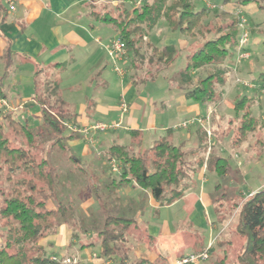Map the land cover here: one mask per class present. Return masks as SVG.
Wrapping results in <instances>:
<instances>
[{
  "label": "trees",
  "instance_id": "obj_1",
  "mask_svg": "<svg viewBox=\"0 0 264 264\" xmlns=\"http://www.w3.org/2000/svg\"><path fill=\"white\" fill-rule=\"evenodd\" d=\"M137 1H124L132 3L133 6L130 8L124 6L120 19L110 15L103 17V20L115 25L128 50L135 56L144 58L145 55L142 53L144 37L161 19H165L171 28L180 30L187 37H195L204 32L203 30L206 33L210 30L205 29V19L210 14L207 5L201 10H196L192 0H143L140 5H137ZM229 2L230 0H224L223 5ZM249 4H255L258 9L264 10V0H235L233 3L236 9L244 13L248 22L249 16L240 8ZM2 7L0 0V10ZM216 15L221 14L217 11ZM219 28L221 29L216 31V36L206 40L200 48L190 54L186 67L179 72L186 98L203 104L217 102L221 97L222 92L219 88L222 89L226 81L225 70L220 66L226 62L230 52L238 50L239 47L240 27L236 14L232 20L220 25ZM146 46L151 50V55L147 59L152 65L169 66L178 56L174 45L157 47L146 42ZM11 52L10 48L6 51V69L13 63ZM205 68L214 70L210 69L205 77L193 82V72ZM255 82L260 88L264 87V73L259 74ZM57 90V84L49 85L36 94V101L42 109V123L37 128H32L27 121L14 116L13 110H0V171L7 169L8 180L19 171L24 174V177L14 181L10 190L7 192L0 190L2 196L0 220L6 228L5 243L0 247V264H63L44 254L45 248L40 244L44 238L55 232L63 220L75 212L70 204L64 202L48 207L49 201L58 195V191L60 192L61 173L58 164L61 158L68 157L74 162L80 160L68 144L77 133L68 128L72 118L65 111L60 98L56 97ZM48 92L49 97L46 96ZM0 96H6L1 89ZM51 96L56 97V102L51 100ZM253 104L254 99L247 96L235 101L236 115L242 114L236 129V143L244 142L249 134L260 128V119L252 111ZM18 139L21 140V144L14 146L13 142ZM47 140H51V145L44 150L43 143ZM54 150L61 154L57 162L51 158ZM45 151L46 156L43 154ZM186 156V150L181 145L174 144L169 135L156 140L144 153L123 144H114L108 150V158L116 160L120 166V178L116 183L122 185L134 182L137 186L148 189L160 205L172 204L183 196L185 188L182 184L189 170ZM199 162L204 164L203 156ZM213 166V170L224 177L229 162L226 158L217 157ZM93 188L100 208L106 207L107 197H102L104 195L101 193L102 186L94 182ZM235 207L239 214L237 232L244 236L246 241L233 264H262L264 186L237 203ZM133 224L136 226L134 219L109 210L103 221V228L97 232L101 243L99 256L109 258L119 253L121 247L118 244L125 241L127 228ZM26 243L32 247V249L30 247L32 252L30 249L14 250ZM121 261L122 264H126L125 257H122ZM148 262L146 259H139L135 264H149Z\"/></svg>",
  "mask_w": 264,
  "mask_h": 264
},
{
  "label": "rangeland",
  "instance_id": "obj_2",
  "mask_svg": "<svg viewBox=\"0 0 264 264\" xmlns=\"http://www.w3.org/2000/svg\"><path fill=\"white\" fill-rule=\"evenodd\" d=\"M124 1L125 0H103L101 3L94 6L93 13L94 15L101 16L102 18L108 17L109 15L112 17H119L124 6L129 8L133 6L132 3ZM192 1L196 10H201L206 5L210 9V14L205 19V29L210 30L207 31V33L203 30L204 32L195 36V38L199 41L194 48V50H196L200 48L206 40L216 36V31L221 29L219 26L232 20L239 9H236L233 6L235 0H230L228 4L224 5V0ZM3 4L4 6H7L4 0ZM240 9L245 11L249 16L247 28L250 32V37L246 47L249 46L250 48L251 46L253 51L250 49V52L252 55L250 58L239 60L237 49L230 52L225 63L230 62L229 66L234 69V72L232 76L229 75L227 77L226 82L222 86L224 102L223 105L212 115V124H195L193 127H199L200 130L197 133L194 132L191 138H188L187 130L185 128L172 131L173 136L180 135L182 140L175 142L170 137L175 144H180L187 152L186 161L188 163L189 170L184 184H182V187L185 188L184 196L170 206L161 207L158 205L157 208L155 206L156 202L152 200V198H148L151 197V195L146 196V193L142 195L137 205L145 214L144 218H142L144 222L138 223L136 226L133 224L131 227L127 228L128 233L125 239L126 243L123 244L124 241H122L118 244V246L121 247V251L119 253L114 254L109 258L100 257L99 250L101 243H99L100 241L98 240L97 232L103 228V221L108 215V211L112 210L115 213H122L123 210H125L122 208L128 206L129 204L128 200L121 196V189L117 187V185L106 186L101 182V184L99 183L102 185L101 193H104L102 197H107L105 201L108 204L106 207L101 209L94 196L96 206L93 205L91 208L86 209L87 206L84 207L83 202L86 198L92 195L91 189L93 183H91V181H86V178L83 175L92 172L93 168H86L85 164L81 162L82 159L74 162V160L70 161L68 157L61 158L60 164H58V168L61 173L59 183L60 192L58 191V195L53 200L49 201L48 207H54L59 202H64L66 204H70L75 212L73 215H70L68 219L61 222V224H65L63 226L64 228L59 227L58 225L54 233L48 235L47 238L40 242L41 245L43 243L42 246L45 248L44 254L49 255L51 258L52 256L74 258L77 260L78 264H93V262L102 263V260L104 262L112 260L110 264H120L122 257H124L125 254H133L134 248L138 245H142L144 247V256L149 255V253L151 254L152 246L156 248L158 247V238L156 235L154 239L148 237V233L150 232L147 222H149L154 224L157 229L161 230V228L167 227L171 232L176 231L177 233H180L179 236H182V241L186 245L183 249L184 252L188 250L199 251L209 247L208 259L199 260L198 264H218L221 261H223L224 264H233L235 262L234 260L237 254L243 250L246 241V238L237 232L239 214L235 205L240 203L247 196L246 193L248 191L246 188L247 185L244 184L242 181L243 178H241L239 174H241V172H247L248 169L251 170L250 166L255 163L258 167H260V170L257 171L259 175H257L256 178H252V186L255 187L257 182L264 180V144H254L257 137L262 135L261 133H258L257 135H250L248 141L241 144L236 143V129L241 120L234 111L236 98L252 93V91L246 87L247 84H245L250 83V81L245 79L257 77L260 72L264 71V61H257V58H261L264 52V32H262L263 34L259 32L261 28L257 27L259 24H264V10L258 9L255 4L242 6ZM217 11L219 14H223L222 17L216 15ZM160 21L162 22L158 25L159 27L150 35L154 42L161 40L166 41L168 38L176 39L182 37L183 39H187V36L181 33L180 30L171 29L169 26H167L169 29H165L164 26L163 31L160 32L159 29L162 25H167L165 20ZM223 22L224 24H222ZM113 28L116 30L114 24L108 23L109 38L115 34ZM241 31L242 29L240 28V35ZM196 39H194V41ZM189 52V50L188 52L187 50L181 51L178 60H176L168 72L162 73L160 71L161 68L165 67L164 65L149 64L147 58L151 55V50L146 46L145 41L142 48V53L145 55L144 58L138 55L134 57L132 72L134 80L139 82L142 79L148 78L147 81H149L148 83L140 86L141 93L138 95H140L141 98H145V101L148 104L151 103V101L152 103H158L157 107L159 110L155 113L154 118L155 125L158 129L156 132L151 133L153 136L151 138H154V140L165 136V134L167 135V133L162 130V127L164 128L170 125L179 116L182 117L186 115V112L182 109L180 101H178L179 99L175 93L185 91V88L179 79V72L181 69L186 67L190 56H188ZM17 58L19 57L16 56L15 60H17ZM127 60L128 58L118 62V68L124 70ZM110 61L111 65L108 68L109 78L112 85L110 90L117 91L119 93L121 91V78L117 75L116 71H114L115 65L112 59H110ZM16 62L18 68L21 69V63L19 60ZM31 65L35 66L34 63ZM4 66L3 56H1L0 53V77L5 72ZM236 66L239 67L238 70ZM253 66L254 68L252 70ZM220 68H223V65L220 66ZM210 69L205 68L197 70L198 73L196 75L192 74L193 82H197L198 79L205 77ZM211 70H214V68ZM158 72L160 73L157 78L154 79L151 77ZM165 77L167 78L165 79ZM167 85L169 88H167ZM41 89H43V87H41ZM219 90H221V88H219ZM132 95L133 89L129 87L126 89V96L129 98ZM162 99H166V105L164 106L161 103L159 104ZM54 101L56 102V100H53V102ZM211 103L216 104V102ZM205 105L206 106H204V104L202 105L203 110L207 108V104ZM262 106L264 109V102ZM139 112L140 111L138 109H135V116L138 117ZM143 122L144 121H142V124L144 125ZM41 123L42 119H39L38 125L35 128L40 126ZM207 129H210L211 131L213 130L216 136L214 141L207 137ZM20 144V139L13 142L14 146ZM87 144L91 145L92 143ZM152 144L153 142L150 140L145 143L146 149L142 152L144 153L150 146H152ZM50 145L51 140H47L43 143L44 150L50 148ZM100 146L101 145H97L95 147L98 148ZM203 149L204 151L205 149L207 151L212 149V156L209 160L206 181H203L200 176L202 174L204 164L202 165L199 160L202 156L205 160L206 154L202 151ZM222 149H225V151ZM236 152L238 154L237 156L235 155ZM43 154L46 156V151L43 152ZM78 156L77 158H79ZM60 157L61 154H58L56 150H54L53 155H51L52 160L57 162ZM217 157L226 158L228 160L230 164L228 171H230L233 175L232 177L234 178V181H231L230 178L225 176L221 177L215 170H213V162ZM239 161H243L244 165L237 166ZM22 177H24V174L19 171L12 175V179L8 180L7 169L4 168L3 171H0V190L7 192L12 188L14 181ZM101 181H103V179H101ZM146 190V192L151 194L148 189ZM204 195L207 202L208 198L210 199L206 208L203 207ZM1 199L2 196L0 193V201ZM2 224L3 221L0 220V247L5 243L6 237V228ZM65 226L68 231L65 229ZM92 232L94 233L93 235ZM166 233L167 232H165L164 229L162 235ZM56 234L60 235L61 244H59V246L54 241V236ZM84 241L87 243L92 242L94 245L91 246L87 244V247H83L81 243H84ZM88 246L91 248L89 250V254L86 250ZM30 247L31 246L26 243L14 250L23 249L28 251ZM31 249L30 252H32ZM133 259L134 258L131 256L130 264H135L137 262ZM161 262L162 260L159 259L152 262V264H161ZM148 263L151 264V262ZM262 264H264V262Z\"/></svg>",
  "mask_w": 264,
  "mask_h": 264
},
{
  "label": "crops",
  "instance_id": "obj_3",
  "mask_svg": "<svg viewBox=\"0 0 264 264\" xmlns=\"http://www.w3.org/2000/svg\"><path fill=\"white\" fill-rule=\"evenodd\" d=\"M13 1L16 5L15 10L9 8L7 0H4L7 6H4L3 0H1L3 7L0 10V53L1 56H3L5 64V72L2 76H5L3 80H1L2 76L0 77V89L5 92V97L13 106L14 116L27 121L32 128H35L38 125V120L42 119V109L40 104L36 101V94L41 92V87L45 88L55 84L58 85L56 97L60 98V102L62 101L64 104L65 111L70 114L72 118L70 122L79 126H89L96 121L109 122L117 120L120 116V102L122 99H125L129 103L130 108L123 119L122 127L90 134L76 132L77 136L69 140L71 150L76 153L77 156L79 155L78 157L82 159L81 162L85 164L86 168H93L92 172L83 175L86 178L85 180L88 182L91 181V183L97 182L101 184L102 182V184L106 186L117 185V187L121 189V196L127 199L129 203L128 206L122 208L125 209L123 210L124 213L117 214L126 215L134 219L137 225L138 223L144 222L142 218H144L145 214L143 210L139 209L137 203L145 193L146 196L151 195V197L148 198H152V200L156 202V205H154L157 208L158 205L161 207L170 206L180 200L184 194L172 204L160 205L152 194L146 192V189L137 186L134 182H127L122 185L116 183L120 178V170L115 171L112 169V160L108 158L109 148L114 144H123L128 145L135 151H144L146 149L145 143L149 140L153 143L156 141L154 138H151L153 137L151 133L156 132L158 129L155 125L154 118L159 108L157 107V102L152 103L151 101V103L148 104L145 98H141L140 95H138L141 93L140 86L149 81H147L148 78L142 79L139 82L134 80L132 72L135 55L130 50H128V60L123 73L121 74L114 69L121 78V91L118 93L117 91L110 90L112 85L108 68L111 65V58L108 53V47L112 39L119 36V32L117 29L115 30L113 28L115 34L109 38V22L103 20L101 16L94 15V6L101 3L103 0ZM222 15L221 13L219 16L222 17ZM161 22L162 21H159L156 27L144 37V41L157 47L174 45L177 48L178 56L171 65L161 68L160 72L162 73L168 72L176 60H178L181 51L187 50L188 52L189 50L188 56L195 51L194 48L199 41L195 37H187V39L181 37L176 39L168 38L166 41L161 40L154 42L150 35L159 27L158 25ZM166 23L167 25L163 24L159 29L160 32L163 31L164 26L165 29H169L167 27L169 24L167 21ZM257 27L261 28L259 32H264V24H259ZM194 39L196 40L194 41ZM8 48L12 50L11 55L13 63L9 69H6L5 56ZM247 49L249 51L252 50L251 46L250 48L248 46ZM14 56H18L19 58L15 60ZM18 60L21 63V69L17 66L16 61ZM261 60L264 61V52L261 58H257L258 62ZM33 63L35 66L31 65ZM229 63L223 64L225 81L227 77L229 75L232 76L234 72V69L229 66ZM253 68L254 66L252 70ZM238 69L239 67H237V70ZM160 72L153 75V78H157ZM193 73L196 75L198 71H194ZM261 73H264V71L260 72V74ZM257 77L245 79L250 81L249 85H246V87H248L252 93L243 96L254 99L252 111L254 115L260 119V128L255 133L249 134V136L261 133L262 136L257 137L254 142V144L257 143L260 145L264 144V109L262 106L264 102V87L260 88V86L257 85L255 82ZM166 78L167 77H165V79ZM129 87L133 89V95L128 98L126 96V89ZM167 88H169L168 85ZM221 92L222 95L216 104L207 103V108L205 110H203V103L186 98L185 91L175 93L186 115L182 117L179 116L170 125L164 128L162 127V130L175 142L182 140V138L180 135L173 136L172 131L179 130L180 128H185L188 138H191L194 132L197 133L200 130L199 127L193 126L200 122L190 124L188 127L177 126L184 120L207 115H210V121H208L207 124H212V115L224 102L223 88ZM49 95V92L46 93V96L49 97ZM56 97L51 96V100H56ZM240 97H237L236 100ZM165 101L166 99H162L159 104L161 103L164 106L166 105ZM204 106L206 105L204 104ZM135 109L140 111L138 117L134 114ZM241 115L242 114H239L238 117L241 118ZM142 121H144V125ZM207 137H209L208 134ZM209 138L214 141L216 138L214 132ZM248 139L245 141H248ZM87 143L92 144L90 145ZM97 145L101 146L96 148L95 146ZM222 150L225 151V149ZM204 152L206 153L204 167L200 176L203 181H206L212 149L208 151L205 150ZM235 155H238L237 152ZM58 160H60V158H58ZM241 165H244L243 161L237 163V166ZM228 167H230V164ZM250 168L251 170L248 169L247 172L238 173L239 176L243 178L242 181L244 184L247 185V196L244 199L264 186V180L257 182L255 187L252 186V178H256L257 175H259L257 171L260 170V167L254 163ZM232 176L231 172L227 171L225 177L234 181ZM101 179H103V181H101ZM91 191L92 195L83 202V206H87L86 209L91 208L93 205L96 206L95 199L98 201L94 193L93 185ZM209 200L208 198V202ZM203 201V207L206 208L208 202L205 200V195L203 196ZM64 225L65 224H60L59 227H63ZM147 226L150 232L148 233V237L154 239L156 235L158 238V247L152 246L151 254L149 253V255L144 256V247L142 245L136 246L133 254L129 253V255H124L126 264L131 263V256L135 261L146 259L152 263L161 259V264H172L175 259L181 256L193 252H200L207 248L199 251L188 250L184 252L183 249L186 245L182 241V236H179L180 233L176 231L171 232L167 227H163L161 230L157 229L154 224L149 222H147ZM65 229L68 231L66 226ZM164 229L167 233L162 235ZM93 234L92 232V235ZM59 236V234L54 236V241L58 246L61 244ZM125 243L124 241L123 244ZM81 244L82 246L84 244L83 247H87V244L91 246L94 245L92 242L87 243L85 241ZM90 249L89 246L86 249L88 254ZM111 261L112 260L104 262L102 260V263L110 264ZM122 263L123 262L120 261V264ZM93 264L101 263L93 262ZM192 264H198V262Z\"/></svg>",
  "mask_w": 264,
  "mask_h": 264
},
{
  "label": "built area",
  "instance_id": "obj_4",
  "mask_svg": "<svg viewBox=\"0 0 264 264\" xmlns=\"http://www.w3.org/2000/svg\"><path fill=\"white\" fill-rule=\"evenodd\" d=\"M7 2L11 10L16 9V5L13 0H7ZM141 2H143V0H138L137 5H140ZM236 15L239 18V27L242 29L239 39L238 58L239 60H243L250 58V56L252 55L251 52L246 47L250 37V32L247 28L248 19L241 10H238L236 12ZM108 53L110 58L114 62L115 70L122 74L123 70L118 68L117 63L128 58V47L125 41L120 36L113 38L108 47ZM245 84L249 85V83H245ZM129 108H130L129 103L125 99H122V101L120 102V116L117 120H113L109 122L96 121L89 126H79L74 123H70L68 125V128L73 132L82 133V134H90L99 131L118 129L123 126V119L125 117V114L128 113ZM13 109L14 108L9 102V100L5 97L0 96V110L8 111ZM208 121H210V115L204 117H193L191 119L184 120L177 127H188L190 124H193L195 122H200L202 124H205L208 123ZM207 134L210 137L212 135V131L210 129H207ZM112 169L115 171L120 170V166L116 160H112ZM208 249L209 247H207L205 250L200 252H193L181 256L175 259V261L172 264H192L198 262L199 260H206L209 257ZM52 259L60 261L63 264H78L76 259L70 257L60 258L57 256H52Z\"/></svg>",
  "mask_w": 264,
  "mask_h": 264
}]
</instances>
